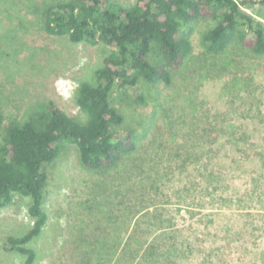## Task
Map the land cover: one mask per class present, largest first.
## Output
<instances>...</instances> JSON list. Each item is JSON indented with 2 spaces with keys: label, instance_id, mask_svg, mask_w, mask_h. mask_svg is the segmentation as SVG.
<instances>
[{
  "label": "rangeland",
  "instance_id": "rangeland-1",
  "mask_svg": "<svg viewBox=\"0 0 264 264\" xmlns=\"http://www.w3.org/2000/svg\"><path fill=\"white\" fill-rule=\"evenodd\" d=\"M30 1L0 0V106L15 116L52 100L82 119L74 89L97 82L111 47L46 33ZM242 8L264 24L263 4ZM213 24L184 26L191 51L170 84L112 92L119 130L137 137L117 166L85 169L66 142L45 167L48 218L29 243L34 264H264V56L235 40L208 51ZM27 202L16 195L0 208V264H21L4 242L30 226ZM152 241L157 254L145 260Z\"/></svg>",
  "mask_w": 264,
  "mask_h": 264
},
{
  "label": "trees",
  "instance_id": "trees-1",
  "mask_svg": "<svg viewBox=\"0 0 264 264\" xmlns=\"http://www.w3.org/2000/svg\"><path fill=\"white\" fill-rule=\"evenodd\" d=\"M255 3L264 5V0H135L128 6L114 0H31L29 7L41 15L46 33L75 43L102 42L111 50L94 70L97 82L80 81L74 89L84 118L68 115L52 100L31 103L15 116L0 106V208L24 196L31 220L25 232L6 237L4 248L20 255L21 264L35 263L37 253L29 243L40 237L48 218L45 167L64 143L76 146L88 170L115 167L136 148L135 133L119 130L124 116L112 103V92L140 81L170 84L191 51L186 24L214 21L203 34L210 52L220 53L235 40L264 56V24L242 8ZM149 245L145 260L157 254L154 241Z\"/></svg>",
  "mask_w": 264,
  "mask_h": 264
}]
</instances>
